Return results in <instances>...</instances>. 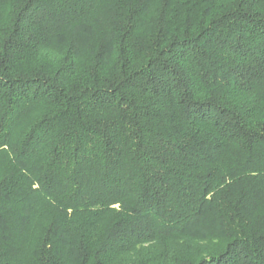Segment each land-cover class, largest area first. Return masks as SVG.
<instances>
[{"label": "trees", "instance_id": "16d2710c", "mask_svg": "<svg viewBox=\"0 0 264 264\" xmlns=\"http://www.w3.org/2000/svg\"><path fill=\"white\" fill-rule=\"evenodd\" d=\"M0 264H264V0H0Z\"/></svg>", "mask_w": 264, "mask_h": 264}]
</instances>
